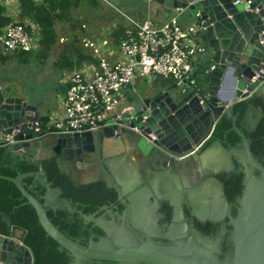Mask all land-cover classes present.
Returning a JSON list of instances; mask_svg holds the SVG:
<instances>
[{"label": "water", "instance_id": "water-1", "mask_svg": "<svg viewBox=\"0 0 264 264\" xmlns=\"http://www.w3.org/2000/svg\"><path fill=\"white\" fill-rule=\"evenodd\" d=\"M153 1L187 14L193 20L198 50L191 76L166 89L149 87L136 93L108 120L106 127L92 133L53 131L51 126L48 131L29 129L39 122L36 106L24 98L9 95L0 87L3 157L15 168L24 155L36 152L31 160L39 163L35 172L18 173L13 178L0 175V179L16 186L25 203L35 210L45 235L56 242L59 251L65 250L73 258V264H79L80 260L89 259L117 260L126 252L94 242L82 247L67 238L48 218L49 199L56 200L61 195L60 189L47 180L44 170L43 162L51 158L52 153L78 167L84 162V154H93L94 144L98 142L96 154L102 171L119 183L120 198L127 195L134 208L141 203L140 193H157L166 187L164 191L175 192L178 196L179 213L188 181L160 187L155 184L156 180L161 181L166 176L177 179V176L202 175V167L214 173L232 170L235 158L245 166V177L241 208L232 220L231 263L264 264V165L253 155L246 135L255 129L260 113L249 106L238 126L235 125L236 117L233 118L234 107L238 104L250 103L256 98L264 100V0H243L237 4V0ZM230 84L233 94L228 97L224 89ZM224 117L234 123L231 130L240 138V150H228L219 140L205 144L213 139L215 125ZM203 140L206 146L203 144L196 149ZM108 141L120 143L125 153H120L119 149L109 151ZM85 160L91 163L92 157ZM59 168L62 170L61 164ZM90 176H97V173ZM26 178L37 183L34 187L44 189L42 202L32 193V185L25 187L23 180ZM142 181L151 188H141ZM215 183L212 188L217 187L222 194V185ZM223 202L226 203L225 198ZM60 206L69 209L67 205ZM0 221L8 228L7 232H0V264H33L32 253L24 244L27 231L12 225L1 213ZM162 252L165 254L169 249L163 248ZM166 258L163 256L161 260L165 262Z\"/></svg>", "mask_w": 264, "mask_h": 264}, {"label": "flooded vegetation", "instance_id": "flooded-vegetation-1", "mask_svg": "<svg viewBox=\"0 0 264 264\" xmlns=\"http://www.w3.org/2000/svg\"><path fill=\"white\" fill-rule=\"evenodd\" d=\"M262 101L254 107L255 112L260 113V119L255 129L246 135L250 139L251 151L252 147L255 150L253 155L264 165V100ZM237 115L233 111V118L237 119ZM213 140H216L214 135L205 144L209 145ZM99 146L96 142L93 154H84V162L78 167L54 153L43 162L47 180L52 175L48 165L53 161L59 170L61 164V171L71 172L75 186H80V189L66 188L65 192L55 187L60 189L61 195L59 199L52 198L48 201L46 213L51 211L52 217L58 219L64 229L61 232L82 247L94 242L101 243L105 248H113L114 251L126 252L117 260L89 259L80 260L79 264H232V220L239 213L244 190L245 166L242 163L234 158L232 170L214 173L202 167V175L196 173L177 176V179L166 176L161 181L156 180L155 184H160V187L173 186L177 181H188V188L180 201L181 213L178 212V196L175 192L164 191L166 187L157 193H140L141 203L132 208V200L129 201L127 195L122 198L118 195L117 189L120 186L116 179L103 173L96 154ZM224 147L228 150L241 149L240 142ZM36 154L24 155L23 160L32 162L31 159ZM90 157L92 162H85V158ZM32 163L36 166L39 164ZM94 172L97 176H90ZM254 172L256 176L259 175L258 171ZM215 182L222 185V194L217 187L212 188L216 186ZM35 184L37 183L33 181L30 185L40 200L42 192L38 186L34 187ZM140 187L151 188L146 181H142ZM60 203L67 205L69 209L60 206ZM87 207L90 209H85ZM163 248H168L169 252L164 254ZM60 252L66 259L58 264H73V258L65 250ZM135 253H139V256ZM163 256L167 257V261L161 260Z\"/></svg>", "mask_w": 264, "mask_h": 264}, {"label": "crops", "instance_id": "crops-1", "mask_svg": "<svg viewBox=\"0 0 264 264\" xmlns=\"http://www.w3.org/2000/svg\"><path fill=\"white\" fill-rule=\"evenodd\" d=\"M172 17L183 28L194 26L187 14L153 0H0V87L36 106L38 121L46 117L48 126H52L63 117L68 77L73 71L92 74L101 58L116 61L126 30L146 19L158 27ZM14 23L27 24L35 34L37 46L32 52L3 50L4 30ZM173 85L170 78H138L134 85L122 89L118 110L149 87L158 90ZM224 93L231 97V84ZM106 147L125 153L120 143L108 141Z\"/></svg>", "mask_w": 264, "mask_h": 264}, {"label": "built area", "instance_id": "built-area-1", "mask_svg": "<svg viewBox=\"0 0 264 264\" xmlns=\"http://www.w3.org/2000/svg\"><path fill=\"white\" fill-rule=\"evenodd\" d=\"M240 1L243 0H237L235 4ZM195 30V26H180L176 17L158 27L146 19L126 30L118 46L116 61L101 58L92 74L76 70L68 77L64 114L54 121L52 130L70 133L100 131L117 113L123 98L122 89L134 85L138 78L152 80L161 77L172 79L176 85L183 83L193 72L198 50ZM36 41L27 24L14 23L5 28L1 46L5 52L30 53L36 48ZM29 129L41 131L38 123ZM204 142H200L196 149Z\"/></svg>", "mask_w": 264, "mask_h": 264}, {"label": "trees", "instance_id": "trees-1", "mask_svg": "<svg viewBox=\"0 0 264 264\" xmlns=\"http://www.w3.org/2000/svg\"><path fill=\"white\" fill-rule=\"evenodd\" d=\"M261 102H263L261 99H254L250 103L242 102L238 104L234 110V113L238 114L235 125L238 126L239 121L249 106L257 107ZM233 124L234 123L231 119L226 117L222 118L215 125L213 132L214 139L219 140L224 146L234 145L239 142L240 138L233 130H231ZM38 125L42 131H48V118H41V120L38 122ZM3 150L4 148L0 147V175L13 178L16 177L18 173H29L37 170V166L34 165L30 160L19 161L15 168H12L10 161L3 157ZM252 152L255 153L253 147ZM48 166L52 170V175H49L48 181H50L54 187H59L64 192L66 191V188L80 189L79 185L75 186V182L71 177V172L59 170L53 161L50 162ZM32 182V178H26L23 180L25 187H28ZM39 188L42 192L40 196H42L44 189L41 186H38V189ZM32 193L35 196H38L33 191ZM40 202H42L41 199ZM85 209L89 210L90 208L87 207ZM0 213L6 216L12 225L24 228L27 231L24 244L32 253L33 264H58L59 261L65 258L64 254L57 249L56 242L45 235V232L38 222L35 210L31 205L25 203V200L22 198L21 193L16 188V186L1 179ZM47 215L51 222L57 226L60 231L64 232V229L62 228L58 219L52 217V212L49 211ZM7 231L8 228L5 223L0 221V232Z\"/></svg>", "mask_w": 264, "mask_h": 264}, {"label": "rangeland", "instance_id": "rangeland-1", "mask_svg": "<svg viewBox=\"0 0 264 264\" xmlns=\"http://www.w3.org/2000/svg\"><path fill=\"white\" fill-rule=\"evenodd\" d=\"M7 85H8V83H6L5 88L7 87ZM32 87L38 89L36 85H33Z\"/></svg>", "mask_w": 264, "mask_h": 264}]
</instances>
